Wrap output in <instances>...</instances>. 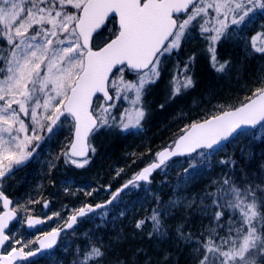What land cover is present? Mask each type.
Instances as JSON below:
<instances>
[{
    "label": "snow or ice",
    "instance_id": "obj_1",
    "mask_svg": "<svg viewBox=\"0 0 264 264\" xmlns=\"http://www.w3.org/2000/svg\"><path fill=\"white\" fill-rule=\"evenodd\" d=\"M197 37L204 41L209 66L221 76L235 68L230 59H219L221 44H235L245 59H264V0H0V182L37 161L65 126L69 135L57 159L81 169L98 151L99 135L141 133L150 115L146 95L161 81L165 60ZM195 60L193 53L178 62L160 110L196 88ZM252 83L238 106L220 105L184 125L150 163L109 192L107 201L73 209L64 227L42 231L43 240L17 238L22 213L30 209L0 190V264H31L30 257L45 252L55 258L62 233L75 235L81 218L109 217L121 193L138 194L158 170L170 195L164 200L153 194L150 214L135 221L137 230L148 225L149 239L174 238L189 250L192 264H264V163L248 159L241 169L236 160H221L230 163V171L193 191L225 142L248 136L264 143V68ZM247 151L241 150V159ZM177 163L183 167L173 184L168 169ZM193 215L201 222L196 233L188 223ZM26 223L34 229L45 220L27 216ZM106 255L103 241L86 232L70 264H104ZM162 259L169 264L167 254Z\"/></svg>",
    "mask_w": 264,
    "mask_h": 264
},
{
    "label": "trees",
    "instance_id": "obj_2",
    "mask_svg": "<svg viewBox=\"0 0 264 264\" xmlns=\"http://www.w3.org/2000/svg\"><path fill=\"white\" fill-rule=\"evenodd\" d=\"M260 23L257 21L256 25H249L245 32L251 31ZM193 53L196 55L194 67L196 88L177 97L173 102L166 104L163 110H160L158 105L165 100L166 84L173 70L176 69L178 62L186 61ZM218 57L221 61L230 59L235 65L234 70L227 76H221L211 69L204 50L203 40L197 37L185 43L178 53L165 60V71L161 81L151 86L146 95V104L150 109V115L144 122L143 131L139 134H101L96 138L95 143L98 151L90 160L91 169L90 174H88L90 178L97 181L98 185L103 187L104 194H106V188H109L110 191L117 189L131 179L140 168L150 163L156 152L172 143L184 125L220 110V105L238 106L240 102L245 100L249 94V88L253 87V80L259 74V69L264 68V59L259 56L245 59L244 53L231 43H224L219 46ZM113 111L116 114V110ZM245 147L248 149L245 154L247 159H241V150ZM220 151L222 152L212 156L210 171L200 178L199 185L193 191H198L199 187L230 171V163L222 165L219 163L221 160H236L241 169L248 167V159L264 163V160H261V157L264 156V143L260 140L250 139L248 136H237L222 147ZM253 153L255 154L254 157ZM182 167L183 165L179 163L176 167H170L167 177L170 183H175L177 172L182 171ZM120 170H125V172L117 176V171ZM29 178L30 184L28 183L27 187L21 186L18 195L19 192L20 195L31 193L32 187L34 185L37 187L39 183L46 186V190L53 189V186L50 187L53 182L48 180V177L47 179L46 177L32 178L29 175ZM162 178L164 179V177H159L158 170L154 173L150 185L141 184L138 194L135 189L129 195L123 193L121 196L127 197L126 201L120 202L117 207H113L109 217L103 220L99 217L97 220L85 221L86 217L80 221L81 223L84 221L83 223L87 226L85 227L86 232L94 234L95 237L103 241L104 248L107 250L104 264H156L163 260L162 257L165 254L170 258L169 264H192L189 250L182 245L178 247L174 238L161 240L153 237L149 239L150 227L148 225H145L142 230L135 228L136 220L150 214L154 205L153 194H159L164 200L169 197L170 188L167 184L162 183ZM24 180L27 179L24 178ZM56 188H58L57 183ZM146 188L149 191H145ZM132 199L139 200V206L131 208ZM121 211L125 213L122 217L119 216ZM80 222L75 230L79 228ZM88 222H91L89 226L86 225ZM173 223L174 221L169 222L170 232ZM188 223L193 233L201 228L200 219L196 215H193ZM203 223L206 225L207 220H204ZM71 232L65 234L70 239L67 249H61L62 244L59 243L55 258H52L49 253L43 254L49 256L50 264H70L75 246L77 244L83 245L84 237H80V234L69 235ZM33 260L34 258H31L29 261L34 264Z\"/></svg>",
    "mask_w": 264,
    "mask_h": 264
},
{
    "label": "rangeland",
    "instance_id": "obj_3",
    "mask_svg": "<svg viewBox=\"0 0 264 264\" xmlns=\"http://www.w3.org/2000/svg\"><path fill=\"white\" fill-rule=\"evenodd\" d=\"M122 103V102H121ZM121 103H118L116 110V115H119V111L121 108ZM69 135L68 127L65 126L63 130L59 131L57 135H55L51 141L45 146L44 151L38 156L37 161L29 164L28 167L24 169V171H20L15 173L11 178H6L3 182H0V190L5 192L15 203L19 201L22 204H25L30 211L26 213H22L25 217L23 224L20 226V231L17 233V238L23 239H31L35 241L37 237L42 235V231H49L52 228L61 227L63 225V221L67 218L68 215L74 214L73 209H78L85 203L95 204L105 200L106 196L109 194L103 193V187L98 185L94 178H90V169H91V162L86 165L84 168H76L72 164H65L63 159H57L58 154L61 153V150L66 143V137ZM222 152V151H218ZM216 152V153H218ZM49 161L56 164L54 169H50L48 164ZM141 169V168H140ZM139 169V170H140ZM138 170V171H139ZM170 167L168 169V172ZM137 171V172H138ZM125 170L117 171V176L124 173ZM89 173V174H88ZM29 175L32 178L41 177L44 178L48 177V180H52L53 189L46 190V186L41 185V183L37 184L32 187L33 191L26 195H18L19 188L27 187V184L30 180ZM116 177V176H114ZM159 177H163V174L159 172ZM24 178L27 180L25 181ZM67 178H71L73 183L71 185H65L63 181ZM45 179V180H46ZM163 179V178H162ZM26 183V184H25ZM56 183L58 184V188H56ZM63 186V187H60ZM82 186V187H81ZM46 190V191H45ZM91 194H87L88 192ZM134 191V190H133ZM128 192V191H127ZM47 193V194H46ZM131 191L129 194H132ZM127 197H122L120 202L126 201ZM37 201L36 203L29 204L28 201ZM65 200V201H64ZM49 202V205L46 209H43V204L45 202ZM132 206L131 208H135L139 206L140 202L137 199H132ZM137 210V209H136ZM21 211L22 210H19ZM58 214V215H55ZM27 216H38L45 220L44 225L41 228H38L32 232H27L24 229L26 217ZM48 216H51V219H46ZM92 221L99 219V217L93 215ZM88 217L85 219L91 220ZM84 222V221H83ZM81 223L79 228L75 230V235L80 234V237H84L86 233V228L84 223ZM16 223V222H15ZM91 222H88L86 225H90ZM73 232V231H72ZM71 232V233H72ZM69 235H73V234ZM73 235V236H75ZM69 237L63 235L59 243L62 245L60 246L61 249H64L68 242ZM19 247V246H17ZM35 243H30L29 248H35ZM28 249H25L27 251ZM34 264H50L49 256L42 255L37 258H34ZM27 264V263H25ZM32 264V263H31ZM156 264H164L163 260Z\"/></svg>",
    "mask_w": 264,
    "mask_h": 264
},
{
    "label": "water",
    "instance_id": "obj_4",
    "mask_svg": "<svg viewBox=\"0 0 264 264\" xmlns=\"http://www.w3.org/2000/svg\"><path fill=\"white\" fill-rule=\"evenodd\" d=\"M236 137H237V136H234V137L231 138L229 141L225 142V143L223 144V146L226 145V144H228L231 140L235 139ZM121 187H122V186H121ZM121 187H119V188H121ZM119 188H118V189H119ZM115 191H116V190H115ZM115 191H114V192H115ZM121 194H122V193H121ZM45 204H48V203H45ZM98 211H99V210H98ZM14 223H15V222H14ZM41 226H42V225H40L39 227H41ZM63 227H64V226H63ZM35 229H36V228H34V229H28V228H27V223H25V230H26V231H33V230H35ZM68 231H70V230H68ZM62 234H64V233H62ZM62 234H61V235H62ZM60 237H61V236H60ZM60 237L58 238V241H59ZM39 239H40V240H43V239H44L43 235H42ZM38 255H40V254H38ZM30 258H32V257H30ZM30 258H29V259H30Z\"/></svg>",
    "mask_w": 264,
    "mask_h": 264
},
{
    "label": "flooded vegetation",
    "instance_id": "obj_5",
    "mask_svg": "<svg viewBox=\"0 0 264 264\" xmlns=\"http://www.w3.org/2000/svg\"><path fill=\"white\" fill-rule=\"evenodd\" d=\"M28 166H29V165H28ZM28 166H27V167H28ZM25 168H26V167H25ZM25 168H23L22 170L24 171ZM42 206H43V205H42ZM43 209H45V208H43Z\"/></svg>",
    "mask_w": 264,
    "mask_h": 264
}]
</instances>
